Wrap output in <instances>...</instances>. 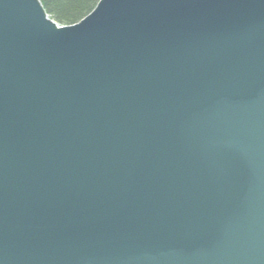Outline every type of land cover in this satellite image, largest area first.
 <instances>
[{
    "label": "water",
    "instance_id": "water-1",
    "mask_svg": "<svg viewBox=\"0 0 264 264\" xmlns=\"http://www.w3.org/2000/svg\"><path fill=\"white\" fill-rule=\"evenodd\" d=\"M0 264H264V0H0Z\"/></svg>",
    "mask_w": 264,
    "mask_h": 264
},
{
    "label": "trees",
    "instance_id": "trees-1",
    "mask_svg": "<svg viewBox=\"0 0 264 264\" xmlns=\"http://www.w3.org/2000/svg\"><path fill=\"white\" fill-rule=\"evenodd\" d=\"M48 17L60 26H73L87 18L102 0H38Z\"/></svg>",
    "mask_w": 264,
    "mask_h": 264
},
{
    "label": "bare ground",
    "instance_id": "bare-ground-1",
    "mask_svg": "<svg viewBox=\"0 0 264 264\" xmlns=\"http://www.w3.org/2000/svg\"><path fill=\"white\" fill-rule=\"evenodd\" d=\"M91 14H92V13H91ZM91 14H90V15H91ZM46 15H47V14H46ZM47 16H48V15H47ZM48 18H49V17H48ZM49 19H50V18H49ZM85 19H86V18H85ZM85 19H84V20H85ZM50 20H51V19H50ZM53 22H54V21H53ZM81 22H82V21H81ZM54 23H55V22H54ZM55 24L58 25L57 23H55ZM78 24H79V23H78ZM78 24H75V25H73V26H77ZM58 26H59V27H72V26H60V25H58Z\"/></svg>",
    "mask_w": 264,
    "mask_h": 264
},
{
    "label": "rangeland",
    "instance_id": "rangeland-1",
    "mask_svg": "<svg viewBox=\"0 0 264 264\" xmlns=\"http://www.w3.org/2000/svg\"><path fill=\"white\" fill-rule=\"evenodd\" d=\"M94 11H95V10H94ZM94 11H93V12H94Z\"/></svg>",
    "mask_w": 264,
    "mask_h": 264
}]
</instances>
